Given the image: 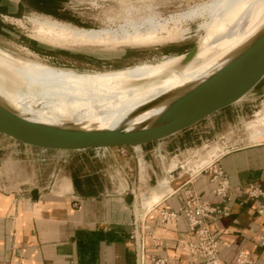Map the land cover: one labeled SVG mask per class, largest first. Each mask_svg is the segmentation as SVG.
Here are the masks:
<instances>
[{
    "label": "crops",
    "instance_id": "obj_1",
    "mask_svg": "<svg viewBox=\"0 0 264 264\" xmlns=\"http://www.w3.org/2000/svg\"><path fill=\"white\" fill-rule=\"evenodd\" d=\"M17 1L23 4L28 0ZM63 1L67 0H38L57 7ZM7 7V0H0V15L10 11ZM1 22L0 29L4 31L6 24L2 19ZM257 123H264V110ZM251 139V143L219 155L217 150L209 152L207 165L188 174L171 175L176 167L173 162L168 165V174L158 176L152 163L137 166L132 156L121 155L118 161L123 168L113 170L111 159L94 160L89 152L74 153L63 165V174L70 183L41 190L31 201V191L36 187L12 182L0 174V264H7L13 249L11 264H136L133 224L136 212L145 208L148 211L142 220L143 264H158L154 261L157 259H165L163 264H210L190 251L189 244L196 243L198 237L180 208L185 202V190L191 187L204 202L220 203L215 193L216 168L226 172L232 186L242 188L231 201L222 204L227 214L211 220L221 262L234 264L244 253L249 259L247 264H264V215L257 212L264 196L251 198L247 191L249 184L261 185L264 179V129ZM7 146L12 150L7 152L10 155L6 160H0V170L13 165L12 170L21 175L19 163L27 161L25 158L40 161L39 152L19 149L12 142ZM50 164L36 169V174L45 179ZM115 177H119L117 182ZM153 177L157 182L154 186L149 182ZM142 180L147 183L142 184ZM14 190H28L30 197L15 205L13 194H8ZM128 193L134 195L132 205L125 201ZM164 210L177 211L178 215L164 220Z\"/></svg>",
    "mask_w": 264,
    "mask_h": 264
},
{
    "label": "bare ground",
    "instance_id": "obj_2",
    "mask_svg": "<svg viewBox=\"0 0 264 264\" xmlns=\"http://www.w3.org/2000/svg\"><path fill=\"white\" fill-rule=\"evenodd\" d=\"M151 8L144 6L143 10L150 11L146 15L143 10L126 11L103 28H81L37 16L29 20L32 37L49 44L118 48L176 41L187 30L180 27L182 22L200 18L216 23L212 40L204 46L209 47L206 57L195 61L206 32L189 57L171 55L105 72L56 67L0 47V108L34 122L59 126L69 122L86 129L145 123L173 100L237 69L264 30V0H203L168 19ZM147 211H138L135 217L143 220Z\"/></svg>",
    "mask_w": 264,
    "mask_h": 264
},
{
    "label": "rangeland",
    "instance_id": "obj_3",
    "mask_svg": "<svg viewBox=\"0 0 264 264\" xmlns=\"http://www.w3.org/2000/svg\"><path fill=\"white\" fill-rule=\"evenodd\" d=\"M201 1L203 0H67L57 7L41 4L38 0L24 1L23 4L18 3L17 0H7V9L10 8V11L0 15L6 24L4 31L0 29V47L16 56L40 60L56 67L78 72H105L128 69L140 63L161 60L166 56L185 54L197 45V41H200L206 32L200 57L198 56L195 60L198 61L207 53L209 47L204 46L212 40L210 35L213 29H216L214 28L216 23L202 22L200 18L182 22L180 27L187 30L176 41L157 43L153 46H120L118 48L49 44L32 37L33 24L29 19L36 16L54 18L80 27L103 28L112 25L128 10H143L144 6L150 5L153 12L168 19L171 15L183 12ZM17 6H19L18 10ZM2 8L6 9L5 6ZM39 9L49 12L39 11ZM202 24L205 26L203 27ZM263 110L264 80L243 100L211 114L187 131L139 148V152L145 154L148 152L146 156L149 161L151 160L150 163L153 164L152 167L158 176L169 172L168 165L173 162L176 167L171 170V175L179 172L185 174L197 172L207 165L205 159H208L209 152L217 150L219 155L224 150L251 143L253 141L251 138H255V135L264 129V123H257V117ZM4 138L7 139L0 135V160L2 158L6 160L7 152L12 150L7 146L9 138L7 141ZM159 152H163V156L160 157ZM117 179L119 177H115L114 181L117 182ZM146 180H142V184ZM149 182L152 186L157 183L155 177ZM10 193L14 196L13 204L15 205L19 200L30 197L28 190H14L9 191L8 194ZM16 215L14 213L12 218L15 219ZM11 253L7 264H11L12 257L15 256L14 249Z\"/></svg>",
    "mask_w": 264,
    "mask_h": 264
},
{
    "label": "water",
    "instance_id": "obj_4",
    "mask_svg": "<svg viewBox=\"0 0 264 264\" xmlns=\"http://www.w3.org/2000/svg\"><path fill=\"white\" fill-rule=\"evenodd\" d=\"M195 49L196 46L184 55L191 56ZM250 53L241 65L225 78L182 95L145 123L130 127L122 125L86 129L69 122L60 126L52 125L34 122L10 109L0 108V135L9 138V143L12 142L19 149L30 148L42 154L41 162H33V158L27 157V161L19 163L23 170L21 175L12 170L15 167L13 165L7 170H0V174L12 182L36 187L31 191V201L39 196L41 190L70 183L63 174V165L74 153L89 152L94 160L111 159L113 170L123 168V163L118 161L119 155L132 156L137 166H143L151 160L146 156L148 152H139V148L187 131L211 114L243 100L258 87L264 80V30ZM7 139L4 138L6 141ZM162 153L159 152L158 155L161 157ZM23 156L24 154L20 157ZM50 162L49 174L42 179L36 174V169L42 170L43 165ZM33 172L35 175L31 174ZM125 201L132 205L133 193H128ZM134 224L136 264H142V219L135 217Z\"/></svg>",
    "mask_w": 264,
    "mask_h": 264
},
{
    "label": "built area",
    "instance_id": "obj_5",
    "mask_svg": "<svg viewBox=\"0 0 264 264\" xmlns=\"http://www.w3.org/2000/svg\"><path fill=\"white\" fill-rule=\"evenodd\" d=\"M217 185L215 193L220 201L219 204H211L204 202L199 193L194 188L185 190V202L181 206L180 211L183 212L188 220L189 228L194 231L198 237L196 243H190V251L197 257L205 259L210 264H224L219 257V242L213 234L211 220L220 215L227 214L222 204H225L233 199L235 194L242 188L241 186H232L226 172L221 168H216ZM248 195L251 198H259L264 196V179L261 185L251 183L247 186ZM258 214L264 215V203L260 204L257 209ZM178 215L177 211L162 212L164 220L175 218ZM133 238L135 241V224H133ZM141 246L143 249V233L141 225ZM264 241V240H263ZM158 264H163L165 259L154 260ZM144 263V251L142 256V264ZM249 259L247 255L241 253L234 264H247ZM232 264V263H229Z\"/></svg>",
    "mask_w": 264,
    "mask_h": 264
},
{
    "label": "trees",
    "instance_id": "obj_6",
    "mask_svg": "<svg viewBox=\"0 0 264 264\" xmlns=\"http://www.w3.org/2000/svg\"><path fill=\"white\" fill-rule=\"evenodd\" d=\"M2 24L1 20H0V25Z\"/></svg>",
    "mask_w": 264,
    "mask_h": 264
}]
</instances>
